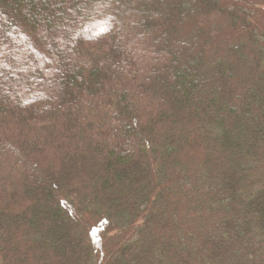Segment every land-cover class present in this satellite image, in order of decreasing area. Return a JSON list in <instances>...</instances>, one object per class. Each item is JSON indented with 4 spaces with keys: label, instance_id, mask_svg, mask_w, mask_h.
<instances>
[{
    "label": "trees",
    "instance_id": "1",
    "mask_svg": "<svg viewBox=\"0 0 264 264\" xmlns=\"http://www.w3.org/2000/svg\"><path fill=\"white\" fill-rule=\"evenodd\" d=\"M0 264H264V0H0Z\"/></svg>",
    "mask_w": 264,
    "mask_h": 264
}]
</instances>
